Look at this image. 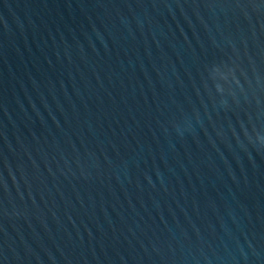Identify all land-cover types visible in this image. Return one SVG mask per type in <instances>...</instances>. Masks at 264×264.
Listing matches in <instances>:
<instances>
[{
    "label": "water",
    "instance_id": "95a60500",
    "mask_svg": "<svg viewBox=\"0 0 264 264\" xmlns=\"http://www.w3.org/2000/svg\"><path fill=\"white\" fill-rule=\"evenodd\" d=\"M0 264H264V0H0Z\"/></svg>",
    "mask_w": 264,
    "mask_h": 264
}]
</instances>
